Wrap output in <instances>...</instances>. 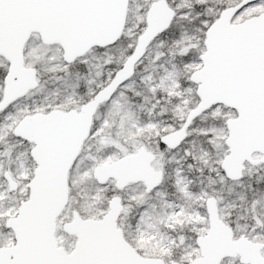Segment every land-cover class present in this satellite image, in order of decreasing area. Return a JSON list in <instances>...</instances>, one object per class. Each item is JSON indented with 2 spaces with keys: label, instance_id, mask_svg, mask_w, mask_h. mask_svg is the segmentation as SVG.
<instances>
[{
  "label": "snow or ice",
  "instance_id": "snow-or-ice-1",
  "mask_svg": "<svg viewBox=\"0 0 264 264\" xmlns=\"http://www.w3.org/2000/svg\"><path fill=\"white\" fill-rule=\"evenodd\" d=\"M0 264H264V0H0Z\"/></svg>",
  "mask_w": 264,
  "mask_h": 264
}]
</instances>
